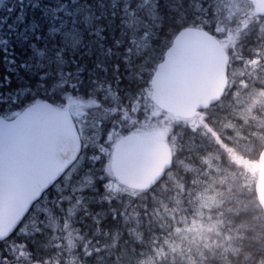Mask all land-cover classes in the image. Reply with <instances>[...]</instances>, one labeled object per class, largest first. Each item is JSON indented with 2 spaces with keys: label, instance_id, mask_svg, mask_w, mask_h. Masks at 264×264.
<instances>
[{
  "label": "trees",
  "instance_id": "1",
  "mask_svg": "<svg viewBox=\"0 0 264 264\" xmlns=\"http://www.w3.org/2000/svg\"><path fill=\"white\" fill-rule=\"evenodd\" d=\"M41 1L23 0V4L19 0L7 2L0 9V37L9 35L8 27L15 24L22 8L26 20L40 25L37 31L44 40L37 42L38 46L42 47L47 42L51 50L53 43L60 44L61 41L57 37L54 42L47 35L55 10L64 6H67L65 11L75 13L80 10L78 19H83L84 14L90 10L97 14L110 11L107 7L109 0H76V3L71 0H45L46 3L42 1L44 4ZM49 2L51 5H47ZM153 2L154 0H149L147 12H151ZM101 3L106 7L101 8ZM168 3L176 8V12L171 13V18L166 15L164 30L158 34L159 39L154 31L156 22H136L131 28L125 25L124 30L128 33L126 36H120L117 31L116 38L122 41L123 47L116 51L122 55L124 48L131 46L134 63L139 53L141 59L148 61V65L145 67L142 63H135V67L145 75L141 78L139 72H136V83L128 87L126 81L121 86L119 95L116 94L115 85L113 86L108 93L113 107L126 111L137 108L141 98L139 94L147 90L151 68L181 28L188 25L199 26L215 33L212 24L207 22L208 18L217 14L215 0H168ZM202 4L204 7H201ZM34 5L38 6L33 7ZM12 6L15 11H6ZM59 14L65 18L62 12ZM251 27L247 25V28ZM137 28L141 31H137ZM145 28L147 34L142 35ZM129 36H135V44L129 45ZM253 41L249 40V43L252 44ZM31 42L30 40L28 43ZM28 43H24L19 36H14L8 47H14L19 58L25 59L31 55ZM72 43L69 40L67 44L69 53L72 51ZM105 43L112 44L113 41L109 39ZM248 50L251 51L250 48ZM5 68L0 54V78ZM255 84L261 86L260 83ZM13 86H16L15 78ZM80 98L95 101L94 97L85 99L82 95H72L69 92L64 95L62 103L53 104L63 106L70 100ZM230 99L233 98L226 95L210 108H217L219 111L216 118L207 119L203 124L205 131L193 133L183 128L180 130L174 146L172 168L152 189L131 191L118 185L107 191L100 186L97 191L98 187H94L93 192L88 190L83 202L74 206L77 207L75 214H67L66 206L69 203L65 204V208L59 206V213L53 218L60 225H66L54 230L53 235L38 233L37 229L35 233L23 235L26 250L33 254L32 260L38 264H48L45 263L49 257L46 254L54 257V254L60 252L62 264H71L67 262L68 259L74 260L73 264H264V214L257 204L254 192L240 190L238 177L233 179L228 197L218 207H212L209 212H205V208L191 207L196 204L195 199L202 191L201 187L207 184V176L219 175L224 172L222 165H230L225 161L228 158L225 150L227 145L235 147L240 154H244V150L252 146L254 159H257L258 148L264 144V114L254 116V121L245 123L241 117L229 112L234 108ZM88 113L92 114L93 109H88ZM218 122L220 123L217 124ZM237 138H243V148L239 145L241 140ZM207 156L218 157L216 172L211 171L213 168H204L203 161ZM177 158L181 161L178 164ZM252 183L254 185L255 179ZM56 194L59 199L61 194ZM63 195L67 196L66 193ZM200 211H203V217H200ZM202 221L215 226L213 233L205 236L196 231L194 226ZM218 230L222 236L218 235Z\"/></svg>",
  "mask_w": 264,
  "mask_h": 264
},
{
  "label": "snow or ice",
  "instance_id": "2",
  "mask_svg": "<svg viewBox=\"0 0 264 264\" xmlns=\"http://www.w3.org/2000/svg\"><path fill=\"white\" fill-rule=\"evenodd\" d=\"M19 2L23 4V0ZM71 2L76 3V0ZM148 4L149 0H109L107 7L110 11L97 14L94 10H90L84 14L83 19H78L80 10L75 13L65 11L67 6L57 9L47 29V35L54 42L57 37H60L61 41L60 44L53 43L51 50L47 42L42 47L38 46L37 42L44 40L37 31L40 25L26 20L21 8L15 24H10L8 27L9 35L0 37V54L6 65L5 72L0 78V186H3L6 179L38 180L43 171V164L35 159V154L38 146L49 133L40 118L31 111L37 101H46L48 104L62 103L64 95L70 92L72 95H82L85 99L94 97L98 106L111 108V98L108 93L114 85L116 94L119 95L121 86L125 85L126 81L128 87L136 83V72H139L141 78L145 75L135 67V63H142L147 67L148 61L141 59L138 53L134 63L131 46L125 47L122 55L116 51L123 47L122 41L116 38V33L119 31L120 36H126L128 33L124 30L125 25L131 28L136 22L145 24L156 22L154 31L157 32L156 38L159 39L158 34L164 30L166 15L171 18V13L176 12V8L170 6L168 0H154L151 12H147ZM87 7L91 9L90 5ZM100 7L106 6L101 3ZM201 7L204 5L202 4ZM6 11L13 12L15 8L8 7ZM61 12L65 18L59 14ZM136 30L141 31L140 28ZM141 34L146 35L147 29L145 28ZM14 36H19L24 43L32 41L28 43L31 55L27 58L20 59L14 47L9 49L8 45ZM109 39H112V44L105 43ZM69 40L73 42L70 53L67 48ZM135 42V36H129V45ZM105 123L111 126V119H101L102 127ZM80 131L83 137L91 136L89 129L82 127ZM97 154L87 140L81 139L76 158L80 161L79 166L70 171L76 164V160H73L72 164H69L51 183L43 187L4 240L17 234L26 235L21 231L22 224L30 213L36 210L40 202L51 199V191L61 194L58 199L61 208L71 202V194L87 191L86 188L75 186L73 181L81 179V169L90 174L91 169L100 164V159H94ZM89 160L92 163H88ZM100 179L102 184L104 180L102 169ZM70 186L71 194L63 195L69 192ZM96 190L99 191V188ZM15 245L16 241L11 247ZM24 247L27 248L26 243ZM10 255H12L10 250L8 253L0 254L5 264H8ZM29 257L31 258V253ZM12 258L19 259L16 256Z\"/></svg>",
  "mask_w": 264,
  "mask_h": 264
},
{
  "label": "water",
  "instance_id": "3",
  "mask_svg": "<svg viewBox=\"0 0 264 264\" xmlns=\"http://www.w3.org/2000/svg\"><path fill=\"white\" fill-rule=\"evenodd\" d=\"M248 1L254 3L255 14L264 16V0ZM227 60L223 46L206 30L182 28L151 75L152 102L173 117H193L220 100L226 85ZM31 111L49 133L35 154V159L43 164V171L38 180L6 179L0 186V240L8 236L43 187L76 160L80 150V136L68 108L37 101ZM171 165L172 153L165 141L130 133L115 144L110 168L121 185L148 190ZM256 165L253 191L264 214V145Z\"/></svg>",
  "mask_w": 264,
  "mask_h": 264
},
{
  "label": "rangeland",
  "instance_id": "4",
  "mask_svg": "<svg viewBox=\"0 0 264 264\" xmlns=\"http://www.w3.org/2000/svg\"><path fill=\"white\" fill-rule=\"evenodd\" d=\"M10 1L15 2L16 0H0V9H2L4 5ZM215 1L217 3V14L208 18L207 22L212 24V29L218 34L219 38L223 42L226 44L231 43L235 33L234 28L243 23L250 25V27L252 26L251 28L256 27L260 29L261 36L264 37V31H262V29L264 30V19L256 17L251 3L245 0ZM42 3L44 4V2ZM47 5H51V2L47 3ZM252 57L253 55L251 54L250 58L253 66L246 68L241 63V66L243 65V67L241 69L238 68L236 87L229 93V97L233 98L230 99V103H232L231 106L234 107L233 109L231 108V111L229 112L231 114H235L237 117H241L245 123H247L249 120H251V122L254 121V116L264 114V62L262 59L261 61L259 59L260 57L258 56H254V58ZM237 65L240 67V63H237ZM154 66L151 68V71H153ZM255 83H260L261 86H258ZM139 95L141 97L139 98L140 102L137 103V108L134 111H127L126 113V109H121L122 112L128 114L129 117L135 116V122L131 124L121 123V126H117L115 122V125L109 126V124L105 123L102 127L101 123H99L101 120L95 119V117H98V119H107V107H105L106 109H95V107H91V109H93L92 114L88 113L85 105L84 107L78 108L82 103H85L86 106L95 105L94 103H96V101L91 99H74L68 101L66 105H63V107L70 105L71 111L74 113L75 117L80 120L79 122L82 120L84 121L80 124L81 128L83 127L91 131V136L85 138H87V142L92 145L93 150L98 153L94 159H100V164L92 168L90 174L81 169V179L78 181H73L75 186L86 188L93 192L94 187L99 188L101 186L102 190L107 191L109 188L120 185L116 179H113L112 176L107 175V169L104 164V160L108 156L111 147H113V145H115L117 140L120 138L119 136L121 134H125L127 132H140L144 136L153 137L158 140L168 139L169 134L167 127L169 126L173 129L176 128V130H181L183 128V130L186 129L193 133L197 131L203 132L205 131L203 124L207 121V119L216 118V115L219 111L217 108L209 109L208 111L199 113L192 119L180 120L173 118L164 111H161L152 103L150 99L149 82L146 92L143 90V92H141ZM111 109L114 110L115 108L112 106ZM151 119L153 120V123H156V127L154 124H151ZM85 120H87L86 124ZM96 121H98V123H96ZM219 123L220 122L217 124ZM242 128H244V126H242ZM248 128L249 126L247 125V129ZM237 139L241 140L239 145H241L243 148V138ZM234 141H236V139ZM225 150L227 154L226 157H228L225 161L230 165H222L224 172H221L219 175L207 176L209 179L207 184L201 187L200 190L202 191H200L198 197L195 199L196 204L191 207H200V209L205 208V212L211 211L212 207H218L221 201L228 197V192L230 191L229 187L232 185L233 179L235 177L239 178L238 183L240 185V190H245L247 193L254 192V185L252 181L253 179L256 180L257 176V159H254L255 154L253 153L252 146H248L246 150H244V154H240L235 149V147H231V145H227ZM259 150L260 148H258V151ZM179 152H181V149ZM217 158L218 157L216 156L205 157L203 161L204 168H213L211 171L216 172L218 168L216 167L218 165ZM177 159L178 160L176 163L178 164L180 158ZM88 162H91V160ZM232 163H234V166H232ZM78 166L79 165L72 167L70 171L75 170ZM101 169L102 172H105L102 173L104 178L102 184L100 179ZM226 186L228 187L223 189ZM88 190L83 193L79 191L76 192V198L74 194H71V188H69V192L66 193L67 196L71 194V202L69 203V206L72 205V207H67L66 209L69 216H71L77 209V207L74 206H76L77 203L79 204L81 199L82 201L86 199V193H88ZM56 208L57 207H36V210L33 213H30V216L22 225L21 231L24 233H35L34 231L37 229L38 233H47L48 235H53L54 230L66 225V223H64V225H60L58 220L53 218V216L59 213V207L58 210ZM199 215L200 217H203V211H200ZM194 227L196 228V231L202 232L205 236L209 235L212 230H215L214 225L207 224V222L205 223L203 221ZM48 229L50 230V233H48ZM218 233L219 236H222L219 230ZM22 237L23 235L17 234L16 238L13 239L14 241H18ZM67 262H71V264H73L74 260L68 259Z\"/></svg>",
  "mask_w": 264,
  "mask_h": 264
},
{
  "label": "flooded vegetation",
  "instance_id": "5",
  "mask_svg": "<svg viewBox=\"0 0 264 264\" xmlns=\"http://www.w3.org/2000/svg\"><path fill=\"white\" fill-rule=\"evenodd\" d=\"M259 30L260 29H258V28H247L246 24L244 26H242V27H236V28H234L235 33L233 35L234 37L232 36L233 37L232 42L231 43H227V44L225 42H223L219 38L218 34L215 31H214L215 33L212 32L224 44L223 46H224L226 55L228 57L227 75H226L227 81H226V87H225V90H224L223 97L226 96V95L228 96L229 93L231 92V90L236 87V77L238 76V68L239 69L242 68V67H238L237 63L238 62L242 63V64L244 63L243 65L246 68L248 66L249 67L253 66L252 62H251V59H248V58L251 57V54H250V52L248 50L249 48H252L251 49V51L253 53V57L252 58H254V56L257 55L258 57H260L259 59L260 60L262 59L263 62H264V37L261 36V30H260V32H259ZM254 33H255V36H254ZM257 34H259V35H257ZM251 36H253V37H251ZM249 40H254V41L251 44V43H249ZM234 45H235V47H234ZM253 47L256 50H254ZM245 77H246V75H245ZM84 105H85L86 108L95 107V108L106 109L105 107L98 106L97 103H96V106H94V105H87L86 106L85 103H82V104L79 105L78 108L84 107ZM114 108H115L114 110H112L111 108H108V110H106V112L108 113L107 114V119L108 118L111 119V125H115V122H116L117 126H121V123L131 124V123L135 122V120H136L135 116L129 117L128 114H125L124 112H122L121 108H117V107H114ZM113 113H115V115H113ZM126 113H127V111H126ZM73 116H74V120H75L76 126L78 128L79 134H80V138L87 140V138L82 136L81 131H80L81 130V125L80 124L83 123L84 121L82 120L81 122H79L80 120L78 118H76L74 114H73ZM118 116H119V119H118ZM173 118H175V117H173ZM95 119L101 120V119H98V117H95ZM175 119L184 120V119H181V118H175ZM96 123H98V121H96ZM99 123H101V122H99ZM151 124H154L155 127L157 126L156 123H153L152 119H151ZM167 130H168V134H169L168 135V139H158V140H164V141H166L169 144V146L171 148V151H172V154H173V160H174V154H175L174 146H175V143L177 141L176 139L178 137L180 129L176 130V128L173 129V128H171L169 126V127H167ZM127 133H137V134H139L141 136H144L140 132H127ZM127 133H125V134H127ZM122 135H124V134H121L120 136H122ZM144 137H149V136H144ZM174 139H175V141H174ZM111 150H112V147H111V149L109 151L108 156L104 160V164H105L106 169H107L106 173H107L108 176H112V172L110 170ZM88 163H92V161L88 162ZM79 164H80V161L76 160V164L73 165L72 167H74L76 165H79ZM102 173H105V172H102ZM50 195H51V199H49L47 202H44V201L40 202L36 207H42V208L43 207H59L58 198H57L56 192L55 191H51ZM66 207H72V205H70V206L68 205ZM23 237L20 240L16 241L15 247H11V246H12V244L14 242L13 238H16V235H14L12 237H9L8 240H3V243H0V254L8 253L9 250L12 253V255L9 256L8 264H38L35 260H32V258L29 257V253L30 252H28L26 250V248L24 247L25 243H24ZM46 255H48L49 257H47V260H45V263H48V264H62V258H61V253L60 252H57L56 254H54V257L52 255H49V254H46ZM12 256L19 257V259H13ZM32 256H33V254L31 253V257ZM0 264H5L2 256H0Z\"/></svg>",
  "mask_w": 264,
  "mask_h": 264
},
{
  "label": "bare ground",
  "instance_id": "6",
  "mask_svg": "<svg viewBox=\"0 0 264 264\" xmlns=\"http://www.w3.org/2000/svg\"><path fill=\"white\" fill-rule=\"evenodd\" d=\"M11 2V1H10ZM13 7V6H12ZM3 15V14H2ZM262 25V24H261ZM261 28V27H260ZM262 31H263V29H262ZM259 32H260V30H259ZM248 33V32H247ZM244 35V34H243ZM248 35V34H247ZM257 35H259V34H257ZM264 35V34H263ZM253 37V36H252ZM247 38V37H246ZM122 39V38H121ZM238 43V42H237ZM236 44V43H235ZM256 44V43H255ZM128 46V45H127ZM234 47H235V45H234ZM237 48V47H236ZM254 48V47H253ZM240 49V48H239ZM252 48H250V50H251ZM256 50V49H255ZM250 53H251V51H250ZM261 54V53H260ZM252 55H253V53H252ZM257 56V55H256ZM251 59V58H250ZM262 61V60H261ZM235 62V61H234ZM239 63V62H238ZM260 63V62H259ZM244 64V63H243ZM251 64V63H250ZM259 66V65H258ZM239 67V66H238ZM240 67H243V66H241V63H240ZM249 67V66H248ZM235 68V67H234ZM233 69V68H232ZM254 69V68H253ZM235 71V70H234ZM243 72V71H242ZM240 76V75H239ZM258 76V75H257ZM242 77V76H241ZM246 84V83H245ZM247 88V87H246ZM251 91V90H250ZM255 108V107H254ZM81 185V184H80ZM223 191V190H222ZM91 194V193H90ZM103 197V196H102ZM101 199V198H100ZM85 206V205H84ZM82 207V206H81ZM80 208V207H79ZM84 212V211H83ZM77 213V212H76ZM75 214V213H74ZM81 214V213H80ZM212 217V216H211ZM214 217V216H213ZM42 223V222H41ZM62 223V222H61ZM43 226V225H42ZM110 228V227H109ZM52 232V231H51ZM109 232V231H108ZM101 238V237H100ZM102 240V239H101ZM75 243V242H74ZM79 244V243H78ZM192 244V243H191ZM57 245V244H56ZM158 245V244H157ZM156 245V246H157ZM204 245V244H203ZM64 246V245H63ZM218 246V245H217ZM39 247V246H38ZM56 247V246H55ZM76 247V246H75ZM79 247V246H78ZM215 248V247H214ZM42 249V248H41ZM82 250H84V249H82ZM215 251H217V250H215ZM72 252V251H71ZM103 252V251H102ZM77 254V253H76Z\"/></svg>",
  "mask_w": 264,
  "mask_h": 264
}]
</instances>
